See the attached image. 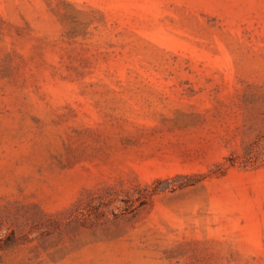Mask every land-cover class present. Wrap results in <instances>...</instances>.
I'll return each mask as SVG.
<instances>
[{
    "label": "rangeland",
    "instance_id": "1",
    "mask_svg": "<svg viewBox=\"0 0 264 264\" xmlns=\"http://www.w3.org/2000/svg\"><path fill=\"white\" fill-rule=\"evenodd\" d=\"M0 264H264V0H0Z\"/></svg>",
    "mask_w": 264,
    "mask_h": 264
}]
</instances>
